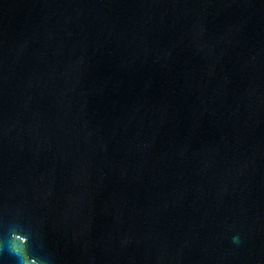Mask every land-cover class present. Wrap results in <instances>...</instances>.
I'll return each instance as SVG.
<instances>
[{
  "label": "water",
  "instance_id": "1",
  "mask_svg": "<svg viewBox=\"0 0 264 264\" xmlns=\"http://www.w3.org/2000/svg\"><path fill=\"white\" fill-rule=\"evenodd\" d=\"M0 264H264V0H0Z\"/></svg>",
  "mask_w": 264,
  "mask_h": 264
}]
</instances>
